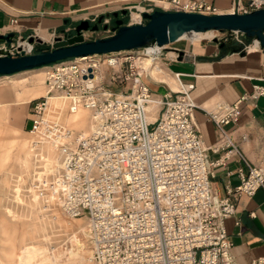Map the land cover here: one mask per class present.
I'll return each mask as SVG.
<instances>
[{
  "label": "built area",
  "instance_id": "obj_1",
  "mask_svg": "<svg viewBox=\"0 0 264 264\" xmlns=\"http://www.w3.org/2000/svg\"><path fill=\"white\" fill-rule=\"evenodd\" d=\"M153 1H168L170 11L218 13L206 1ZM259 9H264V0H238L231 12ZM128 10L127 25L145 23L143 13L155 11L139 10L140 17L134 20V9ZM109 23L108 17L102 21ZM227 32L244 44L242 32ZM38 39L37 34H16L11 43L0 41V52L30 54ZM21 41L30 42L31 49L19 48ZM163 49L151 43L137 56L117 55L120 51L51 64L46 95L30 102L31 146L42 153L45 145H51L60 153L51 184L54 195L66 215L86 213L94 264H237L225 221L237 212L240 194L264 189V156L258 164L243 156L248 171L239 169L240 185L228 189L231 197L216 194L212 168L225 164V159L208 158L195 120L193 84L161 98L157 118L149 121L148 105L155 95L145 80L149 73L144 59L155 52L163 59ZM116 82L127 83L126 92L109 88ZM52 95L64 98L71 113L80 108L90 111V129L69 127L62 110L49 114ZM262 96L264 86L255 84L236 102H220L208 111L221 131L217 149L233 144L225 126L238 121L242 105ZM253 264H264V258Z\"/></svg>",
  "mask_w": 264,
  "mask_h": 264
},
{
  "label": "crops",
  "instance_id": "obj_2",
  "mask_svg": "<svg viewBox=\"0 0 264 264\" xmlns=\"http://www.w3.org/2000/svg\"><path fill=\"white\" fill-rule=\"evenodd\" d=\"M211 3L218 13L231 12L238 0H200ZM168 2V1H167ZM153 0H0V34L14 32L19 34H37L39 40L49 45L55 37L73 35L75 27L83 20H90L99 15L115 18L114 12L123 9H134L133 18L138 17L139 10L154 7V10L170 11L168 3ZM247 3L248 0H241ZM128 14L124 17L129 16ZM121 16V13H120ZM116 19V18H115ZM93 23V22H92ZM206 35H199L202 39ZM213 39V37H212ZM194 43V42H193ZM24 44V43H20ZM179 49V48H176ZM185 51V60L181 61L174 51H167L162 57L168 76L177 78L174 88L165 81L156 80L163 73L160 59L151 55L146 59L149 73L155 78L148 83L155 91L154 95L163 98L166 94L175 96L181 87L193 84L191 96L197 104L195 120L199 125L203 141L207 147L210 161L225 159V164L212 168V186L216 194L223 198L230 196L228 189L240 185L239 169L248 171L243 156L249 163L258 164L264 156V96L242 105V114L236 123L225 128L233 144L220 147V128L209 118L210 111L217 103L236 102L253 85L264 86V50L252 44L241 52L223 53L219 43L201 41ZM170 52H174L172 55ZM154 66V67H153ZM148 77V76H147ZM45 83V81H44ZM26 84V83H25ZM180 84V89L179 88ZM12 85L8 88L12 89ZM5 86L0 87V105L6 109L7 99ZM25 97L44 95L41 89L30 87ZM32 99V100H34ZM58 96L49 100V114L61 111L66 103ZM23 96L14 101L21 109ZM66 101V100H65ZM67 102V101H66ZM84 114H83V113ZM84 116V117H83ZM90 113L81 108L77 113H67L65 123L72 129H90ZM236 149H235V147ZM238 149V151H237ZM231 197V196H230ZM225 226L232 242V254L237 264H253L264 258V189H258L253 195L240 194L237 197V212L226 219Z\"/></svg>",
  "mask_w": 264,
  "mask_h": 264
},
{
  "label": "rangeland",
  "instance_id": "obj_3",
  "mask_svg": "<svg viewBox=\"0 0 264 264\" xmlns=\"http://www.w3.org/2000/svg\"><path fill=\"white\" fill-rule=\"evenodd\" d=\"M120 17L125 24L131 22L129 16L121 14ZM109 21L113 23V19ZM109 27L110 30L105 29L104 24H101L97 31H85L84 37L86 40H95L112 36V27ZM224 32L216 37L230 40L229 33ZM198 38L197 33H189L180 40L161 47L174 51L176 48L189 47ZM246 38L248 37L244 34V48L254 41L250 38V42H247ZM201 41L212 42L213 39L204 36ZM20 43L19 48L23 50L29 51L32 47L28 41ZM48 46L51 48V44L42 45L38 39L33 51ZM138 50L121 51L117 55L137 56L140 53ZM19 55L16 51L13 54ZM162 60L160 59V63L164 72L158 78L148 72L149 76L145 80L150 83L155 78L169 83L175 89L173 83L177 78L168 76ZM50 66L52 65L12 75H0V87L13 86L6 90L9 96L7 99L13 101L6 102L5 110L0 105V264H94L86 213L84 212L83 217L66 215L54 195L51 184L54 170L60 164V153L51 145H45L42 153L31 146L34 137L28 131V117L30 102L37 96H25L30 87L41 89L42 95L46 94L44 81ZM127 85L116 82L110 84L109 88L114 92H126ZM177 89H180V84ZM151 90L155 91L154 88ZM20 96L25 99L21 103L22 108L12 112L11 108L17 107L14 101ZM154 98L160 99L156 96ZM63 102L66 103L62 110L65 121L69 110L67 102ZM150 117L154 119L153 116Z\"/></svg>",
  "mask_w": 264,
  "mask_h": 264
},
{
  "label": "water",
  "instance_id": "obj_4",
  "mask_svg": "<svg viewBox=\"0 0 264 264\" xmlns=\"http://www.w3.org/2000/svg\"><path fill=\"white\" fill-rule=\"evenodd\" d=\"M120 13L127 15L128 10L114 12L116 18L113 27L115 32L112 36L95 40H86L85 31H97L100 23L107 15H101L98 22L91 25L90 20L81 21L76 27V33L55 37L51 48L39 49L30 54L11 56L0 52V75H12L18 72L49 66L56 62L74 57L88 56L92 54H107L111 52L130 51L141 49L151 43L165 46L174 43L191 32H207L210 30L239 31L248 38H258L260 47L264 50V9L249 13L224 12L205 14L185 11L155 10L152 13H143L145 23L127 25L124 19L119 18ZM108 24L104 25L107 29ZM16 33L9 32L0 34V41L11 43ZM33 42L34 38H30ZM222 48L225 40L213 38ZM178 54V60H185L186 53L181 49H173ZM167 47L161 52L164 56ZM244 54L243 49L235 50Z\"/></svg>",
  "mask_w": 264,
  "mask_h": 264
},
{
  "label": "bare ground",
  "instance_id": "obj_5",
  "mask_svg": "<svg viewBox=\"0 0 264 264\" xmlns=\"http://www.w3.org/2000/svg\"><path fill=\"white\" fill-rule=\"evenodd\" d=\"M133 14H134V11H132V13H131V17L133 18ZM139 17H140V12L138 13V17L136 18V19H134V20H138L139 19ZM224 32V31H223ZM223 32L222 31H219V30H210V31H207V32H191V33H197L198 34V36L199 35H202V34H204V35H206L207 37H210V38H212V37H216V36H218V34L220 33V34H223ZM226 32V31H225ZM224 32V33H225ZM189 34V33H188ZM188 34H186V35H184V36H182V37H185V36H187ZM201 42V39H196L195 41H194V43L195 44H199ZM25 44V43H24ZM29 44H31L30 42H29ZM252 45L255 47V48H257L258 50H259V48H261L260 47V40L258 39V38H254V41H253V43H252ZM159 47H161V46H159ZM154 52H155V50H153ZM156 53V52H155ZM155 53H150L149 54V56L148 57H151V55H154V56H156L157 57V55H155ZM172 55L174 54V52H170ZM148 57H146V59H148ZM158 59H161V58H159V57H157ZM146 59H144V66H145V68L148 70V65H147V60ZM154 67V66H153ZM149 72V71H148ZM181 89H182V87H181ZM46 95V94H45ZM44 95V96H45ZM54 96H56V95H52V96H50L49 97V100H50V98L51 97H54ZM59 97V96H58ZM62 98V97H61ZM64 99V98H63ZM159 101H160V99H154L149 105H148V110H149V116H148V118H149V121H154L156 118H157V111H158V109H159ZM81 109V108H80ZM79 109V110H80ZM79 110H77L75 113H77ZM71 113V112H70ZM75 113H72V114H75ZM83 113V112H82ZM84 114V113H83ZM150 116H153V118L154 119H151V117ZM84 117V116H83Z\"/></svg>",
  "mask_w": 264,
  "mask_h": 264
},
{
  "label": "trees",
  "instance_id": "obj_6",
  "mask_svg": "<svg viewBox=\"0 0 264 264\" xmlns=\"http://www.w3.org/2000/svg\"><path fill=\"white\" fill-rule=\"evenodd\" d=\"M250 38H246V41L247 42H250ZM47 48H50L49 46L46 47L45 49ZM41 49H44V48H41ZM239 49H244V46L242 43L236 41V40H227L225 41V45L222 47V50H223V53H226V52H234L235 50H239Z\"/></svg>",
  "mask_w": 264,
  "mask_h": 264
},
{
  "label": "flooded vegetation",
  "instance_id": "obj_7",
  "mask_svg": "<svg viewBox=\"0 0 264 264\" xmlns=\"http://www.w3.org/2000/svg\"><path fill=\"white\" fill-rule=\"evenodd\" d=\"M119 18H121V17H119ZM103 20H104V19H103ZM115 20H116V19H115V18H113V23H112V22H110V25H109V26H111L112 28L115 26V24H114ZM97 22H98V20H97L96 22H93V23H92V22H90V23H91V25H94V24H96ZM101 24H102V23H100L99 25L101 26Z\"/></svg>",
  "mask_w": 264,
  "mask_h": 264
}]
</instances>
